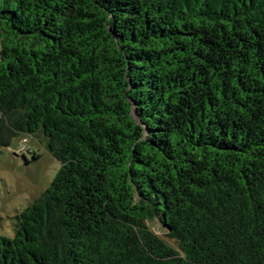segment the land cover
<instances>
[{"label":"trees","instance_id":"1","mask_svg":"<svg viewBox=\"0 0 264 264\" xmlns=\"http://www.w3.org/2000/svg\"><path fill=\"white\" fill-rule=\"evenodd\" d=\"M20 134L60 168L0 264H264V0H0Z\"/></svg>","mask_w":264,"mask_h":264},{"label":"rangeland","instance_id":"2","mask_svg":"<svg viewBox=\"0 0 264 264\" xmlns=\"http://www.w3.org/2000/svg\"><path fill=\"white\" fill-rule=\"evenodd\" d=\"M23 138L27 139V150L16 152ZM33 153L39 155L38 159L32 160ZM25 160L30 161L25 163ZM59 168L60 162L32 135L20 134L8 147L0 148V236H13L15 216L46 189ZM150 227L167 243L176 245L166 237L157 220Z\"/></svg>","mask_w":264,"mask_h":264},{"label":"built area","instance_id":"3","mask_svg":"<svg viewBox=\"0 0 264 264\" xmlns=\"http://www.w3.org/2000/svg\"><path fill=\"white\" fill-rule=\"evenodd\" d=\"M27 142V139L23 138L21 139L16 152H25L27 150V146L25 145V143Z\"/></svg>","mask_w":264,"mask_h":264}]
</instances>
